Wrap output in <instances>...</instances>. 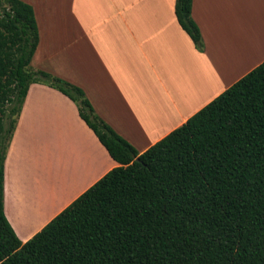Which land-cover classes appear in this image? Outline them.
<instances>
[{
  "label": "trees",
  "instance_id": "obj_1",
  "mask_svg": "<svg viewBox=\"0 0 264 264\" xmlns=\"http://www.w3.org/2000/svg\"><path fill=\"white\" fill-rule=\"evenodd\" d=\"M193 0H175L202 52ZM34 9L0 0V264H264V61L145 152L73 84L31 68ZM31 84L69 98L118 164L30 240L4 214V165Z\"/></svg>",
  "mask_w": 264,
  "mask_h": 264
},
{
  "label": "crops",
  "instance_id": "obj_2",
  "mask_svg": "<svg viewBox=\"0 0 264 264\" xmlns=\"http://www.w3.org/2000/svg\"><path fill=\"white\" fill-rule=\"evenodd\" d=\"M57 1L33 8L31 68L80 88L139 154L264 61V0H193L202 52L175 0ZM117 166L69 98L31 84L5 158V217L25 243Z\"/></svg>",
  "mask_w": 264,
  "mask_h": 264
},
{
  "label": "rangeland",
  "instance_id": "obj_3",
  "mask_svg": "<svg viewBox=\"0 0 264 264\" xmlns=\"http://www.w3.org/2000/svg\"><path fill=\"white\" fill-rule=\"evenodd\" d=\"M23 1H26L28 2L29 4L32 5L33 8L37 9V7L39 6L38 4L41 3L42 1H45V0H23ZM49 1V0H48ZM53 1V0H52ZM59 1L56 0V4L58 3ZM62 2H66L68 3V0H65V1H62ZM61 4H64V3H61Z\"/></svg>",
  "mask_w": 264,
  "mask_h": 264
}]
</instances>
